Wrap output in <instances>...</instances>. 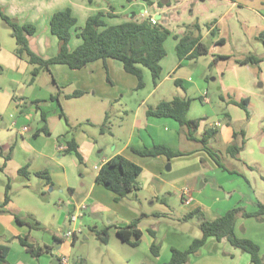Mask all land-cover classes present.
<instances>
[{"label": "crops", "instance_id": "0c3cea01", "mask_svg": "<svg viewBox=\"0 0 264 264\" xmlns=\"http://www.w3.org/2000/svg\"><path fill=\"white\" fill-rule=\"evenodd\" d=\"M152 1L154 3L152 7L157 6L158 2L156 4L154 0ZM238 1H231L234 8L244 10L246 12L245 15L259 21L260 26L264 28V7L261 11L255 6H243ZM262 1L260 0L261 5H264ZM178 2L176 1V3ZM88 4L90 7L95 6L97 8L87 9L91 12L90 16L99 11L113 14L114 17L106 18L107 23L110 25L129 21L131 15L143 18L145 11L156 18L160 15L163 17L164 14L163 23L166 25L171 17V10H173L170 0H165L163 8L157 6L155 13L150 12V9L145 7V9L143 8L138 12L131 5L123 6L122 9H115V5L107 4L110 9H106L107 6L99 2V0H89ZM72 12L77 18L75 12L83 14V9L72 10ZM34 14L36 13L33 12L27 15L24 12L23 20H20V23L33 24L36 18H34ZM52 16L48 15L46 17V20L49 21V28ZM73 30L70 43L75 37ZM212 30L218 32L217 21L208 32L212 33ZM46 34L52 35L51 31L50 33L46 31ZM38 36L39 32L37 29L36 34L29 38L32 50L44 58L55 56V52L52 55L47 54L51 40L45 42L41 37L33 40ZM78 40L81 39L79 38ZM174 40L176 51L178 40ZM202 41L204 42L203 37ZM0 45V64L7 67L8 71H10L9 77H12L14 84V86H11L12 88H4V90L0 87V202H4L6 198L7 185L9 184L11 187L10 202L5 207L6 212L0 213V246L10 243V252L7 258L8 264H70L69 258L72 246L76 242L78 235L73 238L66 237L69 231L76 228L82 230L85 226L89 228L93 226L92 229L96 231L109 228V240H111V235L116 236L118 228L126 227L134 219L140 218L141 223L149 218H162L167 215L162 210H139L134 206L135 203H128L130 202L127 201L130 200L129 197L121 202H116L115 194L96 182L98 171L109 159L116 155H122L142 168V174L139 178L140 190L134 197L139 204L143 200L149 201V205L152 207H155L160 202L167 203L166 198H164L165 194H167L180 200L185 213L182 214V217L199 210L208 221L217 220L229 210L242 207L241 205L247 204L245 209L247 212H256L258 205L264 204V151L261 150V145L255 148L250 141V136L253 133L251 115L248 118L246 112L232 102L233 99H230L228 104L233 107L234 114L233 111L231 114L224 113L215 118L214 122H210L209 117L205 114L198 118L199 120L188 118L199 121V127L195 133L196 140H190L187 137V129L181 127L174 119L147 116L148 108L156 107L162 101L156 105L148 106L144 111H142V106L145 101L138 103L135 107H131L133 120L128 127V121L122 115H127V117L130 115H128L124 105L119 101L117 93H113V87L108 84L110 81L118 83L119 79L125 77L124 74H128L120 61L111 58L106 61L97 60L80 70H72L62 64H55L51 67L58 85L63 89L60 103H62V99L82 102L79 109L73 110L74 108L72 109V107L68 109L65 103L63 107L62 104L60 105L52 100V95L55 93L54 87L47 82L42 86L40 76L33 84L38 83L39 85L29 92L28 84L24 83L22 79L29 70L30 65L27 61L19 59L15 55L16 40L15 46L10 51L4 50L2 43ZM216 45L223 46L225 41L223 44H217L216 42ZM262 47L257 43L256 50L259 51V57L262 59L260 67L256 69L257 75L264 71V45ZM70 49L74 50L75 48L70 47ZM188 60V58L179 60L177 69L182 68L184 62ZM162 61L160 64H162ZM235 63L248 69V65ZM147 71V69L144 70L145 82ZM162 79L163 67L159 84ZM179 80L181 81L179 87L185 91L183 87L184 80ZM257 80L258 78L253 74L250 78V85ZM187 82L191 81L187 80ZM137 85L136 90H142L138 89ZM260 85L262 86L264 83ZM66 89H69V91L66 92ZM75 91H83L84 95L70 100L65 98L66 94H71ZM175 97L186 98L187 96L179 95ZM242 99L235 101H241ZM33 103H37L38 106ZM251 105L250 100L249 112ZM62 110L64 113L66 112L65 114L72 125H82L72 135L79 145L84 164H80L74 155L65 154V150H61V148L66 149L67 147L65 144L60 145L58 142V139L66 132V128L60 118ZM110 111H114L116 118L119 117L117 129L114 127L109 129L107 125V128L102 133L100 126L106 120L107 124L110 123L114 115ZM41 112L45 113L50 135L41 134L34 137L33 134L43 126ZM143 115L145 116L144 118ZM16 116L18 117L16 118ZM236 120L250 121L249 126L245 129L247 143L238 158L232 157L228 152V148L235 140L234 133L238 132L231 126V122ZM32 121L38 123L36 128L32 127ZM87 126H90L88 128H92V131L87 129ZM25 127L28 128L27 131L23 130ZM95 130H99L98 134L101 136H111L116 140L115 146L110 151L107 152L105 148L98 149L102 143L98 142ZM259 130H262V127L260 128L259 126ZM85 134H88V140L81 137V135ZM203 138H207L208 148L219 156L221 167L216 164L206 152L204 145L199 142ZM241 138L239 136L237 142H240ZM263 140L264 136L261 138V143ZM219 143H222V149L225 150L223 155L214 148V146H219ZM155 145H164L173 151H179L181 155L169 159L165 155L142 157L133 152V149L152 148ZM26 166L29 167L30 175L28 178L19 174V170ZM91 170H94L95 173L92 174ZM43 171H48L53 183L52 186L47 184L44 179L36 176V173ZM36 186L39 189L38 192L35 188ZM30 190L34 195V199H39L40 196L45 197L44 193L46 191L54 192L58 190L61 194L67 193L69 195V197L66 196L67 200L62 198L58 200L60 208L59 226L65 225L63 232L58 226H50L36 218L34 213H27L24 207L18 206L19 200H17L16 196L22 194L23 198H26L28 192H31ZM11 191L14 196L11 195ZM85 202L88 204L85 217L78 223L71 222L70 217L74 214V209ZM49 210H51V207ZM90 214L91 216H88ZM143 214L145 216H142ZM16 216L25 220L26 224H19L16 221ZM96 217L107 219V224L98 226ZM242 227L244 228L243 232L241 230ZM140 229L144 235L141 244L136 249L141 253L149 252L153 255L151 252L152 244L156 243L161 246V243H163L164 247H160L159 255L157 257L153 255L157 258L159 264H164L170 260L172 248L186 250L195 239L193 235H188L184 240H179L166 234L168 241H166L167 244L165 245L161 238L163 234L157 228L156 230L148 227L144 229L140 224ZM149 230L155 231L156 238L150 235ZM236 234L241 238H248L259 244L261 255L264 256V221L260 222L255 218H241L236 223ZM27 236L30 237V243L47 245L51 247L52 252L42 254L37 258L33 257L18 240L19 237ZM167 248L170 250L168 261L161 263L159 259ZM54 256L59 261L55 260ZM189 264L253 263L249 254L233 248L228 242H218L214 238H210L199 254L191 257Z\"/></svg>", "mask_w": 264, "mask_h": 264}, {"label": "rangeland", "instance_id": "374dc122", "mask_svg": "<svg viewBox=\"0 0 264 264\" xmlns=\"http://www.w3.org/2000/svg\"><path fill=\"white\" fill-rule=\"evenodd\" d=\"M154 1L157 4V2L161 0ZM170 1L172 2L171 5L173 6V10H171V17L168 23H166V26L172 32V35L182 36L188 31V27L198 23L200 30L194 28H190L189 30L193 31L195 35L200 34L203 37L204 43L210 48L209 53L196 60H188L184 62L182 68L177 69L179 60L175 51V40L172 36L165 42L167 56L161 64L163 67V79L157 87L154 86L149 71L146 72V87L142 90H136L137 80L129 74H124L125 77L119 79L118 83L116 81H110L108 84L113 87V93H117L120 99L119 101L124 105L128 115H130L129 117L124 114L122 115V117L124 116V119L128 121L127 126L129 127L133 120L131 107H135V105L144 101L145 103L142 106V111L148 106L156 105L163 100L170 101L175 96L186 95V98L192 99L191 110L187 116L188 118H196V120H199L198 118H201L205 114L209 117L210 122H214L215 118L218 116L224 113H232L233 107L228 104L230 99L240 100L248 97L252 104L250 115L251 121H253V133L250 136V141L255 148L261 145V150L264 151V140L261 143V138L264 136V85H260L264 83V71L260 73V75H257V68L255 66L248 65L247 69L235 63L236 60L244 59L248 55H256L259 57V51L256 50V47L257 43L260 47L264 45L263 39L260 38V34L264 32V28L260 26L259 21L256 19L253 20L248 15H245L246 12L244 10L234 8L233 3L229 0ZM176 1L179 2L176 3ZM88 2L89 0H0V5L5 13L17 19L19 22L23 20L24 12H26L27 15L35 12L34 18H36L33 25L38 29L39 36L33 40L40 37L45 42L51 40L48 46L50 49L47 54L52 55L53 52H55L54 54L56 55L59 50V41L57 37L46 34V31L50 33L49 21L46 20V17L48 15L51 17L55 12L66 8H71L73 11L76 9H83V14L75 12L78 18V25L73 30L75 37L70 43V47L74 49L81 43V40H78L79 37L77 34L85 26L88 17L91 15V12L87 9H97L95 6L90 7ZM99 2L104 3L106 6L107 4H113L116 6L115 9H122L123 6L131 5V7L138 12L145 7L150 9V12L155 13L158 6L157 4L155 7H148L146 4H143L144 2L141 0H135L130 4L126 3L125 0H99ZM238 2L247 7L255 6L261 11L264 7V5H261L260 0H239ZM262 2L264 4V0ZM164 3L165 0L162 1L163 5ZM106 9L110 8L107 6ZM163 17L162 15L159 17L157 16L161 22H163ZM216 21L218 32H216L217 34L215 36H212L211 32L209 33L208 31ZM0 37V43L3 44L4 50H12V47L15 46V40L11 36V30L1 18ZM221 38L225 40V45H216V41ZM218 56L227 58L216 60L215 58ZM0 68V87H2L3 90L4 88H12L11 86H14V84L12 82V77H9L10 71L1 64ZM31 68L32 67L29 66V70L22 79L24 83L28 84L27 87H29V92L39 85L38 83L35 85L32 84V86L29 85L31 80ZM253 74L256 75L258 80L250 85V78ZM40 78L42 86H44L46 82L52 84L51 78L45 72L40 75ZM176 79L184 80L183 87L185 91L175 84ZM55 80L57 82L56 78ZM187 80L191 82H187ZM68 91L69 89H66V92ZM54 92H56L55 87ZM78 101L79 100L65 101L62 99L61 104L63 106L65 103L68 109L72 107V109L74 108L73 110H77L81 107L80 103H82ZM111 113L114 115L110 123L107 124L108 128L111 129L114 127L117 129L119 117H115L116 114L114 111ZM17 117L18 116H16V118ZM144 117L143 115V118ZM234 118L236 117L234 116ZM61 120L67 130L64 119ZM231 123V126H233L235 130L240 131L241 129L245 130L247 126H249L250 121L236 120ZM37 125V122L35 123L32 121L33 128H36ZM259 126L260 128L262 127V130H259ZM88 127L90 126H87V129L92 131V128ZM98 133L99 130H95V136L98 142L102 143L98 149L105 148L107 152L110 151V149L115 146L116 140L111 136H101ZM71 136L73 135L71 134L70 137ZM81 137H84L86 140L89 139L88 134L81 135ZM214 148L220 151L222 155L224 154L225 150L222 149V143H219V146H214ZM91 173L93 174L95 171L91 170ZM35 188L38 192V187L36 186ZM44 194L45 197L40 196L39 199L33 198L34 195L32 191L28 192L26 198H23L24 196L20 194L16 196L17 200H19L17 204L18 206L24 207L27 213H34L36 218L44 221L46 224L58 226L61 232H63L65 230V225L59 226L60 208L58 206V200L59 198L67 200L66 196L69 197V195L67 193L61 194L58 190L54 192L46 191ZM11 195L14 196L12 191ZM40 195L42 194L40 193ZM135 196L136 195L129 196L130 200L127 201H130L128 202L129 204L135 203L134 206L137 209L146 211L162 210L166 212L167 215L162 218H149L140 223L144 229L148 227L149 229L155 228L156 230L157 228L158 231L162 232L163 235H161V238L165 245L167 244L166 241H168L167 236H165L166 234L179 240H184L188 235H193L195 238L201 236L198 217H191L185 220L184 217H182V214H185L184 210L182 209L180 200L176 197H170L165 194L164 198H166L167 203L160 202L157 203L155 207H152L149 205V201L146 202V200H143L142 203L139 204L135 201ZM246 205L241 206L246 209ZM50 207L51 210H49ZM247 208L249 207L247 206ZM88 216H91V214ZM96 218L98 220V226L107 224V219L102 217ZM92 227L89 228L85 226L82 228V232L78 233L77 240L72 246V252L69 258L70 264H159L157 258L149 252L141 253L138 249L123 243L115 235H111V240H109L108 244H103L98 239L95 232L96 230L92 229ZM241 230L243 232L244 228L242 227ZM161 244V246L164 247L163 243ZM7 245L9 246L10 243H7ZM169 254L170 250L167 248L166 252L161 255L159 261L161 263L163 261H168Z\"/></svg>", "mask_w": 264, "mask_h": 264}, {"label": "trees", "instance_id": "16d2710c", "mask_svg": "<svg viewBox=\"0 0 264 264\" xmlns=\"http://www.w3.org/2000/svg\"><path fill=\"white\" fill-rule=\"evenodd\" d=\"M92 1V0H91ZM135 0H125L126 3H133ZM148 7L154 5L152 0H141ZM161 0L158 6L163 8ZM237 1V0H231ZM114 17L113 14L105 11L90 16L85 26L80 30L77 36L82 40V43L74 50L70 49V41L72 39V30L77 26L78 19L73 15L71 8L58 11L53 14L50 20V31L52 35L57 37L59 41L58 53L50 58H44L32 50L29 38L37 32L36 26L33 24H21L17 19L7 15L0 6V18L6 23L11 30V36L16 40L15 55L19 59L28 62L31 68L30 85L34 84L36 79L45 72L52 80L53 87L56 92L52 95V100L60 103V96L63 94V89L58 85L51 71V67L55 64L68 66L72 70H80L88 64L97 60L106 61L111 58L118 60L123 64L124 70L136 77L138 81L137 88L143 89L146 86L144 70L147 69L152 76L153 84L156 87L159 84L162 74L161 61L166 57L167 51L165 42L173 36L178 40L176 52L179 60L188 58L189 60L198 59L201 56L209 53V46L202 41L200 34L195 35L194 28L200 30L198 23L188 27V31L182 36L172 35V32L167 26L159 21L157 24H152L149 19L131 15L129 21H124L118 24H108L106 18ZM212 36H215L216 31L212 30ZM264 43V32L260 34ZM224 39L217 40V44H223ZM1 47V45H0ZM227 57L218 56L216 60L225 59ZM240 65H252L256 68L260 67L262 59L256 55H248L244 59L236 60ZM177 86L181 85V81H175ZM83 91H75L71 94H66L65 98L70 100L83 96ZM16 100V99H15ZM232 102L240 106L250 118L249 98L241 101L232 100ZM36 104L37 103H33ZM192 104V99L174 97L171 101H162L156 107H149L147 110L148 117L156 118H171L179 123L181 127L187 129V137L190 140H196L195 133L199 127V121L188 119V113ZM26 106V105H25ZM38 106V105H37ZM60 118L66 123V132L58 139L60 145L65 144V154L74 155L80 164H84L83 156L79 150V145L74 136H71L75 131L82 126L72 125L62 110ZM41 122L43 126L38 129L33 136L37 137L41 134L50 135V130L47 125L45 113L41 112ZM107 128V120L100 126V131L103 133ZM241 136L240 142H237ZM235 142L228 148L229 154L238 158L240 152L246 146V133L244 129L234 133ZM204 145L206 152L216 162L218 166H222L220 158L207 146V138L199 141ZM133 152L142 157H157L165 155L169 159L180 156L179 151H173L164 145H155L152 148L133 149ZM29 167L26 166L19 170V174L28 178L30 173ZM142 174V168L135 163L129 161L122 155H116L109 159L98 171L96 182L115 194V201L121 202L130 195H136L140 190L139 178ZM36 176L42 178L47 184L53 185L48 171L38 172ZM11 187L8 184L6 187V198L4 202H0V213H5V207L10 202ZM142 216H145L144 214ZM157 216V215H155ZM198 217L200 222L201 236L195 238L190 247L186 250L171 249V258L164 264H189L192 256L199 254L200 250L207 244L210 238H214L218 242H228L233 248L240 250L243 253L249 254L253 264H264V256L261 255L259 244L248 238H241L236 234V223L239 219L255 218L256 220L264 221V204L258 205L256 212H247L243 207H236L229 210L219 219L208 221L204 218L199 210L189 213L184 216V219ZM19 224H26V221L15 217ZM140 218H137L126 227L117 229L116 236L125 244L136 248L143 238V232L140 229ZM98 239L103 244L109 242V228L95 231ZM150 235L156 238L155 231L149 230ZM20 244L33 256L39 257L42 254L52 252L51 247L30 243V237H19ZM160 246L153 243L151 246L152 254L157 257L159 255ZM10 252L8 245L0 246V264H8L7 258ZM54 259L59 261L55 256Z\"/></svg>", "mask_w": 264, "mask_h": 264}, {"label": "built area", "instance_id": "2783aa9c", "mask_svg": "<svg viewBox=\"0 0 264 264\" xmlns=\"http://www.w3.org/2000/svg\"><path fill=\"white\" fill-rule=\"evenodd\" d=\"M143 18L149 19V21L152 24H157L159 22V20L155 16L150 15L147 11H145L143 13ZM23 130L27 131L28 128L25 127ZM61 150H65V148H61ZM87 210H88V204L86 202L85 203H81L80 205H78L74 209V214H72L71 217H70L71 222L78 223L79 221H81V219L85 217ZM81 232H82V230L80 228H76V229H74L72 231H69L66 234V237L73 238L76 235H78V233H81Z\"/></svg>", "mask_w": 264, "mask_h": 264}]
</instances>
